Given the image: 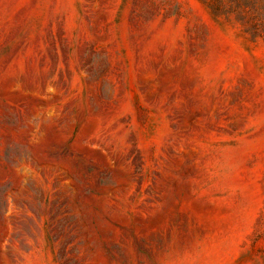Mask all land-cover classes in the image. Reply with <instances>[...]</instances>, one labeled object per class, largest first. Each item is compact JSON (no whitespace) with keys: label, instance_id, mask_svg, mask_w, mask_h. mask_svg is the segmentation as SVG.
<instances>
[{"label":"rangeland","instance_id":"1","mask_svg":"<svg viewBox=\"0 0 264 264\" xmlns=\"http://www.w3.org/2000/svg\"><path fill=\"white\" fill-rule=\"evenodd\" d=\"M0 0V264H264V0Z\"/></svg>","mask_w":264,"mask_h":264},{"label":"trees","instance_id":"2","mask_svg":"<svg viewBox=\"0 0 264 264\" xmlns=\"http://www.w3.org/2000/svg\"><path fill=\"white\" fill-rule=\"evenodd\" d=\"M235 7L233 6V10L237 11L240 15V19L243 24H247L251 21L252 11L255 7V4L258 0H234ZM251 23H253L251 21Z\"/></svg>","mask_w":264,"mask_h":264}]
</instances>
